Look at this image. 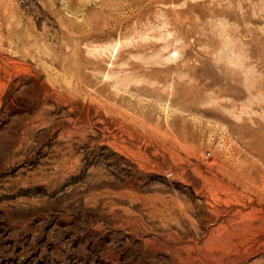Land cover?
Segmentation results:
<instances>
[{"label":"rangeland","instance_id":"1","mask_svg":"<svg viewBox=\"0 0 264 264\" xmlns=\"http://www.w3.org/2000/svg\"><path fill=\"white\" fill-rule=\"evenodd\" d=\"M0 264H264V0H0Z\"/></svg>","mask_w":264,"mask_h":264}]
</instances>
